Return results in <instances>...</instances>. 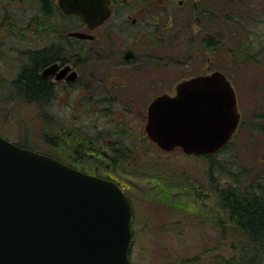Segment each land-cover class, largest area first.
<instances>
[{
	"label": "rangeland",
	"instance_id": "374dc122",
	"mask_svg": "<svg viewBox=\"0 0 264 264\" xmlns=\"http://www.w3.org/2000/svg\"><path fill=\"white\" fill-rule=\"evenodd\" d=\"M167 1L156 0L164 4ZM195 1L199 0H187L183 8L187 10L185 19L189 23ZM8 6L9 3L3 4V9L7 10ZM34 6L39 9L37 5ZM9 10L12 17L0 16V43L5 52V60H0V85L2 79L9 80L18 74V49L26 46L39 47L41 42L47 40L45 36L34 32L32 25L29 26V20L25 19V11L19 1L13 2V7ZM161 10L163 9L159 8ZM181 11L178 9L177 13ZM31 13L34 12L30 11ZM174 17L176 15L172 16L170 24ZM11 19L16 26L9 31L7 22ZM167 19L161 18L163 23ZM192 27L196 34L201 28L196 22ZM5 40L6 45L3 44ZM6 46L14 48L10 51L11 54L5 49ZM160 54H164L160 66L165 63L166 68L163 72L161 69L158 72L155 70L153 74L156 72V76H112V80L107 81L108 86H117L116 92L123 101L130 104L133 112L126 113L130 136L126 142L130 143L132 153L122 161L112 160L110 146L113 142L90 143L94 139L97 123L91 120L86 109L81 110L82 104L85 105L89 98L87 92L80 91L78 86L66 85L65 88L64 85L59 88L48 111L31 103H6L3 98L9 93L0 86V134L15 143L30 144L37 151L55 155L60 160L64 157L72 158L73 162L78 159V166H74L75 168L117 181L131 199L134 210L131 264H226L225 260L234 254L233 247L245 240V235L224 209L216 189L218 185H229L230 177L216 169L211 182L208 176L209 162L205 156H188L181 148L172 152L162 151L148 139L145 125L140 119L145 117L146 113L142 109L147 108L158 87L159 90H169L167 93L173 94L180 82L195 75L215 72L212 66L216 60L209 55L208 59L197 57L167 63L168 53L160 50ZM91 66L90 63L86 64L81 71ZM108 66L109 64L102 63L99 69L101 72L119 71ZM229 80L236 90L242 118L250 117L257 112L256 100L264 98V94H256L253 90V87L264 86V69L252 70L248 77L235 71ZM142 82L154 85L147 88ZM132 88L147 91L143 96L131 91ZM129 93L131 97H128ZM119 116L120 114H115L116 118ZM71 132L78 137L74 143L70 139ZM55 134H59L61 138V143L56 148L44 140L46 135ZM84 136L86 142L82 141ZM131 137L135 138L132 142ZM216 158L220 163L230 158L237 160L236 169L238 166L251 164L260 170L264 167V136L252 130L237 131L230 149ZM219 167L216 165V168Z\"/></svg>",
	"mask_w": 264,
	"mask_h": 264
},
{
	"label": "water",
	"instance_id": "95a60500",
	"mask_svg": "<svg viewBox=\"0 0 264 264\" xmlns=\"http://www.w3.org/2000/svg\"><path fill=\"white\" fill-rule=\"evenodd\" d=\"M59 3L65 13L97 25L110 14L108 0ZM239 122L235 89L215 71L179 83L173 96L157 97L146 132L163 151L214 155ZM133 214L117 182L0 135V264H131Z\"/></svg>",
	"mask_w": 264,
	"mask_h": 264
},
{
	"label": "trees",
	"instance_id": "16d2710c",
	"mask_svg": "<svg viewBox=\"0 0 264 264\" xmlns=\"http://www.w3.org/2000/svg\"><path fill=\"white\" fill-rule=\"evenodd\" d=\"M15 1L30 5V11L34 13L24 17L27 20L30 18L28 23L30 27L32 25L34 32L43 35L44 17L50 15L49 3L45 0H0L1 17L13 16L9 9H12ZM5 3H9L7 10L3 9ZM194 22L201 27L197 34L192 27ZM7 24L9 31L16 26L13 19ZM187 24L191 29L185 33L182 45L171 48L176 51V57L187 61L197 57L208 59L209 55L215 57L216 61L212 68L221 71L230 79L235 71L248 77L250 71L264 69V0H199L192 6V19ZM1 44L0 60H5V52L2 51ZM3 44L6 45V40ZM9 48L11 47H5L7 52ZM32 49L31 52H24V48L18 49L20 54L16 60L20 65L18 74L12 79L1 80L2 90H7L9 93L3 101L6 103L13 101L15 104L31 103L48 111L52 101L57 97L56 86L40 76L43 65L41 51L37 46H33ZM253 90L256 94H264V86L253 87ZM256 101L257 112L248 118H242L238 132L252 130L264 136V110L261 111L264 109V98ZM71 133L70 139L74 143L78 137ZM87 133L85 134L89 135ZM83 139L82 141H87L85 136ZM44 140L54 148L61 143L59 134L46 135ZM128 143L110 146L113 161H122L132 153L131 145ZM17 144L37 151L30 144ZM231 144L232 141L215 155L205 156L209 162L208 176L211 182L216 169L222 170L230 177L229 185H218L216 189L231 221L245 235V240L235 244L234 254L227 258L225 263L264 264V167L259 170L256 166L244 164L236 169L238 162L236 163L237 160L234 161L232 158L220 163L216 158L217 155L227 152ZM62 160L70 166H78L76 162L78 159L73 162L72 158L64 157ZM216 165L220 167L216 168Z\"/></svg>",
	"mask_w": 264,
	"mask_h": 264
},
{
	"label": "flooded vegetation",
	"instance_id": "af4514ba",
	"mask_svg": "<svg viewBox=\"0 0 264 264\" xmlns=\"http://www.w3.org/2000/svg\"><path fill=\"white\" fill-rule=\"evenodd\" d=\"M45 1L50 5V15L44 17L43 36L47 40L41 42L38 47L43 62L40 76L56 86L57 95L59 88L64 85L65 88L66 85L78 86L80 91L87 92L89 99L85 105L82 104L81 110L86 109L91 120L97 123L91 144L97 141L102 144L113 142V145L125 143L126 139H130L126 113L133 112L130 104L123 101L116 92L117 86H108L107 81L112 80V76H156V72L153 74L155 70L158 72L161 69L163 72L166 65L163 63L160 66V60H164V54H160V50L168 53L165 54L168 57L167 63L171 60H184L176 57V51L171 48L182 45L185 33L191 29L185 19L187 10L183 9L187 0H168L166 4L156 0H108L110 14L98 25L94 21H86L80 14L65 13L59 0ZM195 3L196 1L192 6ZM21 5L25 11L24 15L30 16V5ZM159 8L163 10L159 11ZM178 9L182 10L179 14ZM175 15L170 24L172 16ZM163 17L168 18L165 23L161 20ZM28 20L30 21V18ZM25 37L27 38V35ZM32 47L26 46L23 51L31 52ZM13 50V47L9 48V54ZM89 63L91 68L81 71L83 66ZM102 63L109 64L110 69L117 68L119 71L101 72L99 67ZM148 71L151 73L148 74ZM70 76L75 78L70 79ZM142 85L148 88L154 84L142 82ZM130 90L143 96L147 91L136 88ZM156 90V95L152 94L153 97L147 108L145 107L146 112L145 108L142 109V112L146 113L145 117H140L145 130L151 103L161 95L176 94V91L173 94L167 93L169 90H159V87ZM128 97H131L130 93ZM117 113L120 116L116 118ZM241 121L242 114L240 123ZM131 138L132 142L135 138Z\"/></svg>",
	"mask_w": 264,
	"mask_h": 264
}]
</instances>
